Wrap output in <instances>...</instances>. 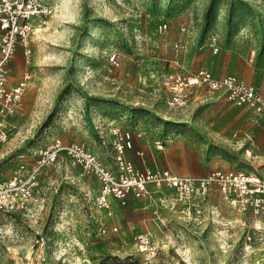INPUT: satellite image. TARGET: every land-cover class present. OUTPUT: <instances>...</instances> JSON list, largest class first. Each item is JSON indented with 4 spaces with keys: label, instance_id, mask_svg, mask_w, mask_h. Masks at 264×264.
<instances>
[{
    "label": "rangeland",
    "instance_id": "obj_1",
    "mask_svg": "<svg viewBox=\"0 0 264 264\" xmlns=\"http://www.w3.org/2000/svg\"><path fill=\"white\" fill-rule=\"evenodd\" d=\"M43 2L8 64L10 87L29 79L3 128L0 180L19 170L36 185L27 210H0V264H264V222L243 224L216 188L190 214L165 184L115 195L130 166L261 171L264 113L177 76L207 69L264 94V0Z\"/></svg>",
    "mask_w": 264,
    "mask_h": 264
},
{
    "label": "built area",
    "instance_id": "obj_2",
    "mask_svg": "<svg viewBox=\"0 0 264 264\" xmlns=\"http://www.w3.org/2000/svg\"><path fill=\"white\" fill-rule=\"evenodd\" d=\"M48 6L43 0H0V145L5 139L4 126L6 118L13 114L18 106L24 89L29 79L25 73L22 79L13 86L8 85V64L11 61L17 45L21 42L27 45V38L33 31L35 21L48 13ZM27 54L29 50L25 51ZM177 80L189 86L205 85L209 92L226 96L229 101L237 105H247L257 114L264 113V94L258 86L247 83L235 76L216 78L207 69L200 70L193 77ZM174 103L181 104L183 99L181 87L174 88ZM70 151L73 146H66ZM59 148L47 153L49 159H55ZM248 152V150L246 151ZM91 162L94 158L90 159ZM133 172V180L126 181L122 187L115 190V195L125 200L129 192L142 195L146 192L148 182L157 185L165 184L174 190L177 200L184 202L187 213L200 212L205 195L213 188L221 194L223 200L229 206L242 215L243 224H253L255 229H261L264 222V165L260 172H248L244 170H217L204 176L189 174H177L168 169H146L144 171L130 166ZM104 177L111 179L109 172L100 169ZM34 174L25 180L20 171L9 178L0 180V210L6 212H22L28 209L29 201L33 196L36 185ZM104 195L103 197H105ZM125 202V201H124ZM144 237L142 236V239ZM147 244L149 243L146 240Z\"/></svg>",
    "mask_w": 264,
    "mask_h": 264
},
{
    "label": "trees",
    "instance_id": "obj_3",
    "mask_svg": "<svg viewBox=\"0 0 264 264\" xmlns=\"http://www.w3.org/2000/svg\"><path fill=\"white\" fill-rule=\"evenodd\" d=\"M99 264H141L140 260L134 256L121 258L119 256H107Z\"/></svg>",
    "mask_w": 264,
    "mask_h": 264
},
{
    "label": "crops",
    "instance_id": "obj_4",
    "mask_svg": "<svg viewBox=\"0 0 264 264\" xmlns=\"http://www.w3.org/2000/svg\"><path fill=\"white\" fill-rule=\"evenodd\" d=\"M1 31V30H0ZM247 154H249V151L247 152Z\"/></svg>",
    "mask_w": 264,
    "mask_h": 264
}]
</instances>
